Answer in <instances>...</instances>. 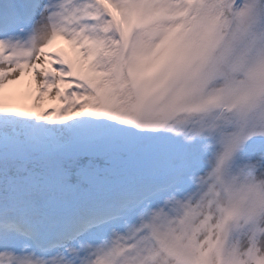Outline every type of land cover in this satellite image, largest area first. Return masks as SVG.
Wrapping results in <instances>:
<instances>
[{"label":"snow or ice","instance_id":"snow-or-ice-1","mask_svg":"<svg viewBox=\"0 0 264 264\" xmlns=\"http://www.w3.org/2000/svg\"><path fill=\"white\" fill-rule=\"evenodd\" d=\"M0 264H264V0H0Z\"/></svg>","mask_w":264,"mask_h":264},{"label":"rangeland","instance_id":"rangeland-1","mask_svg":"<svg viewBox=\"0 0 264 264\" xmlns=\"http://www.w3.org/2000/svg\"><path fill=\"white\" fill-rule=\"evenodd\" d=\"M58 46H64V47H67V45L63 42V43H61V45H58ZM27 77H26V84H27ZM25 84V85H26ZM24 85V86H25ZM23 86V87H24ZM10 87V89H12V90H15V89H18V88H20V87H18V86H16V85H11V86H9ZM21 103L23 104V103H28V104H31V100H25V101H21ZM48 104H50L51 102H47Z\"/></svg>","mask_w":264,"mask_h":264},{"label":"bare ground","instance_id":"bare-ground-1","mask_svg":"<svg viewBox=\"0 0 264 264\" xmlns=\"http://www.w3.org/2000/svg\"><path fill=\"white\" fill-rule=\"evenodd\" d=\"M57 43H63V41H58ZM27 81H28V78H27ZM25 84H26V78H25L24 81L21 82V84L16 85V86H18V87H20V88H23V86H24ZM26 85H27V84H26ZM26 85H25L24 87H26Z\"/></svg>","mask_w":264,"mask_h":264}]
</instances>
